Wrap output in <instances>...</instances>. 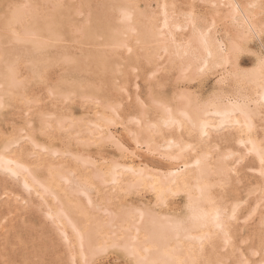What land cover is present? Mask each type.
<instances>
[{
  "label": "bare ground",
  "instance_id": "1",
  "mask_svg": "<svg viewBox=\"0 0 264 264\" xmlns=\"http://www.w3.org/2000/svg\"><path fill=\"white\" fill-rule=\"evenodd\" d=\"M44 1L0 0V107L40 102L29 93L50 79L71 112L74 103L94 105L79 116L35 111L46 130H64L75 139L79 149L68 152L75 165L60 168L65 160L52 158L48 152L56 155L58 148L35 137L40 121L32 115L30 133H15L0 148V171L46 201L52 198L47 213L64 236L71 228L82 264L110 248L132 264H212L213 256L222 261L227 253L219 245L255 239L241 231L258 211L252 233L263 254L255 263L240 250V264H264V0ZM82 9L85 24L77 26ZM130 37L139 45L129 43ZM243 53H251L250 66L241 63ZM155 55L157 68L169 64L177 70L172 90L151 88L148 101L139 93L128 110L120 101L94 96L116 91L113 77L127 76L130 61ZM57 65L53 76L50 69ZM209 76L215 77L207 86ZM195 79L193 89L182 83ZM123 119L137 126L123 124L129 125L130 137L125 133L132 145L116 131ZM23 138L31 149L15 147ZM89 142L115 152L102 156L104 147L99 148L100 163ZM42 150V157L30 159ZM246 157L255 163L254 183L232 174ZM144 188L151 199L144 192L136 201L125 200ZM244 192L252 198L258 193L244 214L249 218L243 216L246 208L239 215ZM172 195H183L181 206ZM259 251L252 246L250 252ZM24 264L31 262L25 258Z\"/></svg>",
  "mask_w": 264,
  "mask_h": 264
},
{
  "label": "rangeland",
  "instance_id": "2",
  "mask_svg": "<svg viewBox=\"0 0 264 264\" xmlns=\"http://www.w3.org/2000/svg\"><path fill=\"white\" fill-rule=\"evenodd\" d=\"M21 1H26V0H21ZM44 4L48 5L49 2L45 0ZM96 5H98V3ZM86 13H87L86 9H82L79 12V14L77 15V26H81L82 24H85L83 20L87 15ZM87 24H91V23H87ZM66 42L72 44L74 43L73 41H66ZM128 42L134 46L139 45L138 40H136L135 37H130ZM86 46H91V44H88ZM121 51L125 54L124 56H128L126 52V48H121ZM140 52L141 50L139 49L138 53ZM241 58L243 59L241 60L242 61L241 63L243 65L250 66L252 64L251 53H243ZM157 62L158 61L156 59V55L152 58H150V56L148 58H146L145 56L144 58L140 56L139 59L130 61L128 69L125 70L127 72V76H125L123 72H120L113 77L114 82L117 83L116 91L109 90L108 93H106L105 91H100L99 94H95L94 96H98L100 99L103 100L110 99L111 101H116V100L120 101L124 104V106L127 107L126 110H128L131 101H133V99L139 93H140L139 95L143 99L146 98L148 101L150 96L149 92L151 88L152 90H158V89H163L162 86H164L166 89L172 90V86L169 85H171L170 82H174V80L176 79L177 70H170L169 64L162 65L157 68ZM59 67L60 66L57 65V67L50 69L51 74L53 76L59 72L60 70ZM214 77L215 76L207 77L205 79V84L209 86L214 81ZM197 82L198 79L191 81H183L182 83H190L191 89H193L195 88V85L193 84H197ZM51 83H52L51 79L45 80L43 83L36 84L35 86L32 87L33 89H31L32 91L29 94L30 95L34 94L40 97L41 101L38 103H33L31 106H29L28 104L23 105L21 102H17L14 105H8V106L4 105L2 106V108L0 107V148L3 147V143L5 142V140L11 137L13 134L30 133V131L28 130L29 117L33 115V117L36 119V124H38L39 118L35 114V111L38 110L39 107L42 108V110L47 114L50 113H53V115L69 114L74 112L76 115L79 116V115H83V112L89 109L87 106L94 105L93 103L82 105V106H86L83 107L84 108L83 109L81 105H79L78 103H74L72 104L73 108L71 112L70 107L67 108L68 106L65 105L63 100L58 98L56 94L53 92V90L55 89L51 85ZM166 84L168 86H165ZM182 86L185 87V85ZM148 111L150 116L151 114L153 115L155 113L151 109H149ZM68 117L69 116H65L63 119H66V122H68L69 121ZM49 118H51V116ZM126 121L127 120L123 119V123L120 121L121 123L119 122L117 125H115V128L117 130L114 127L112 128L113 130L119 132L122 138L124 136L125 141L128 140L129 143L130 139L126 138V136L128 132L130 133V131H128V129H125L126 128L125 126L129 127V125H131L130 126L132 127L131 129H135V127L133 126L136 125L129 124L128 121L127 123L129 125L128 124L123 125L126 124ZM259 124L260 122H258V125ZM16 128H18V131L16 130ZM258 130L259 133H261L260 131L262 130L260 129V126L258 127ZM125 132H127V134ZM212 132L215 133L216 131H212ZM34 135L40 142H44L49 147L58 148L59 152L56 155L49 152L48 154L51 155L52 158H56L58 162H60L63 159L65 160L64 161L65 165L60 168L68 169L70 166L75 165V162L71 159V154L68 152L69 151L74 152L79 148L75 139L71 136H68L67 132L58 129L46 130L44 128L42 121H40ZM128 136L130 137L129 134ZM224 143H225L224 145L226 146V142ZM129 144L132 145V142L130 141ZM20 145L26 146L28 149H31L29 138L21 139L20 144L15 145V147L19 148ZM231 145L234 147V149H237L240 152L243 150L242 149L243 146L234 144V141L231 142ZM102 147H104V150L102 151L100 150V151L103 153L106 152L107 154H109L111 151L115 152L114 148H111V146L109 145H105V143L101 144L96 142L95 143L89 142L87 145V149L90 150L92 154H94L95 156L98 155L99 148ZM208 149L212 150V153L214 154L216 153L215 147L207 146L206 150ZM143 150L145 149L143 148L140 151ZM44 153L45 151L42 150L41 154L39 155L34 154L29 156L31 160H34L37 156H39V158L42 157ZM106 153L104 154L101 153V154L103 156ZM149 156L151 157L153 155H149ZM97 157H99V155L96 156V158ZM99 158L97 159L98 160L102 159ZM155 159H156L155 161H157L158 159L160 160V158L158 157H156ZM101 162L102 161L100 160V163ZM233 162L236 163L237 161L233 159ZM251 164L252 167L253 165H255V163L252 162L250 157H246L245 159L241 160L238 163L237 165L238 171L237 172L235 171L236 175L234 174V171L232 172V174L235 177L246 175L247 177L246 176L245 177L247 178V180L250 181L251 183H254L256 178L255 177L256 173L252 168H250ZM46 167L47 166H45V168ZM41 173H46L45 169L42 168ZM248 177L251 179H249ZM233 180L232 182L235 183L232 184L240 185L239 183H237L239 182L237 181V179L235 181V179L233 178ZM251 183L248 182V185L250 186ZM144 189L143 192H141L142 194H140L139 192L138 193L135 192L134 195L128 193L130 194V197L128 195L124 197L125 195L124 193L122 197H124L125 200H127L128 198L129 199L132 198L136 201V198L139 195H144L145 192L146 199L147 197L150 198V196L153 195V193L149 191L146 192L147 188ZM256 194L255 196L252 195L253 196L252 198L250 197V195L247 196L245 192L242 193V196L240 197L242 198L241 200L245 204L243 203L240 204L241 207L239 210L240 216L245 208L246 209L244 210L243 216L248 215L249 211L252 209L255 203L254 200L257 199L255 198ZM172 196L173 198L175 197L174 199L177 198V201L178 199L181 200L178 201L180 203L179 205L181 206L183 195H175V196L172 195ZM176 196H178L179 198ZM122 197H120V199ZM48 201L52 202L53 200L51 197H48L46 201L35 190L29 191L19 181L12 179L10 176L0 171V264H11L12 262L14 264H24L25 258H28L31 264H82L80 255L75 246V235L73 231L69 226H67L68 237L64 236V234L59 229L58 224L47 213ZM253 214H255L256 216L254 217V219H251V221L247 219V221L249 222L244 221L248 225L249 223L251 224L249 225L250 227L247 225L248 228L242 229L243 231L241 232L243 233V235L242 234L241 235L243 237L248 235L251 238H255V239H251L253 240L252 243L254 244L251 243V240H249L250 238L247 236L245 238L246 239L245 242L241 241L240 238H237L232 246L229 245L222 246L221 244L217 248H219V250H222V252L227 253V255L223 257L222 261H220V256L219 257L213 256L212 258L214 260L212 261V264H240V262H242V256L240 255V250H243L244 253L247 256H249L250 260H252L255 263L258 262L257 258H259L263 254V244L259 243V241L257 240V234L254 236L252 233L253 231L252 227L254 226L253 223L254 222L256 223L259 218L258 217L259 211ZM251 218L253 217L251 216ZM243 219L244 218H240L239 220L243 221ZM241 221L238 222L240 224H244V222L242 223ZM252 246L254 248H259L260 251L257 254L254 255L251 254L253 253L250 252L252 250ZM72 249L74 250V253ZM203 256L207 258L205 253V248L203 249ZM252 261H250V264H252ZM91 263L92 264H132V260L127 256L123 255L121 252L110 248L106 251H101L97 253L95 255L93 262Z\"/></svg>",
  "mask_w": 264,
  "mask_h": 264
}]
</instances>
